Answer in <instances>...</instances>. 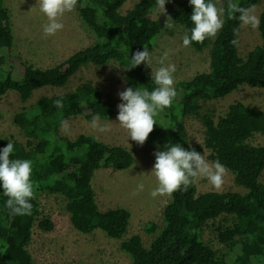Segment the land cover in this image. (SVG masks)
<instances>
[{"label":"trees","instance_id":"obj_1","mask_svg":"<svg viewBox=\"0 0 264 264\" xmlns=\"http://www.w3.org/2000/svg\"><path fill=\"white\" fill-rule=\"evenodd\" d=\"M261 0H236L242 7L256 6ZM126 0H78L82 20L97 39L76 51L62 63L41 69L28 62L13 66L10 57L14 37L9 10L0 0V103L10 91L18 93L23 102L34 92L45 87H64L87 65L103 67L115 62L127 66V54L152 46L160 35L168 33L165 21L150 18L155 11V0H139L125 14L121 8ZM228 0L224 2V26L215 39L190 45L196 51L209 47V70L188 81H180L175 88L177 96L172 105L158 119L163 128L154 124L146 141H166L192 146L184 119L200 117L205 126L204 146L210 151V161L219 160L235 176L240 192H197L196 183L187 190L171 194V201L163 211V227L149 224L146 230L156 237L146 247L141 236L123 240L121 250L133 264H264V145L249 141L256 134L264 135V110L243 102L231 104L228 111L216 117L202 114L204 102L229 96L242 86L264 90V8L258 26L261 44L240 55L241 26L227 18ZM189 4L174 9L170 16L175 23L190 27ZM234 29L238 34L234 36ZM238 39V45L231 41ZM125 69V68H124ZM126 87L151 89V73L143 63L125 69ZM62 98L63 108L53 106V100ZM93 114L110 119L114 103L105 100L101 90L92 81L79 85L73 92L41 97L34 106L14 117V123L24 131L27 143L14 142V156L33 161L32 179L35 197L31 201V215L9 218L0 196V264H34L28 246L37 225L51 231L54 223L40 219L38 196L42 192L59 194L67 200V209L75 229L84 234L102 231L113 239H123L128 231L131 213L125 208L102 211L96 202L93 178L99 169L126 170L135 158L122 146H109L93 135L81 134L74 139L60 135V121L84 116L91 121ZM8 140L0 138V147ZM193 147V146H192ZM201 152L199 147H193ZM222 215H233L232 227L219 231V239L228 246L218 256L203 241L206 223Z\"/></svg>","mask_w":264,"mask_h":264},{"label":"rangeland","instance_id":"obj_2","mask_svg":"<svg viewBox=\"0 0 264 264\" xmlns=\"http://www.w3.org/2000/svg\"><path fill=\"white\" fill-rule=\"evenodd\" d=\"M139 0H126L121 8L125 14ZM225 0H216L219 8L224 9ZM36 0H4V5L9 10L14 46L10 61L17 67L21 62H28L37 68L46 69L54 67L76 51L91 45L97 36L82 20L78 6L71 13H65L62 17L64 29L55 36L43 37L41 25L45 23L43 14L35 5ZM188 4V0H169L165 4L166 14L174 9L182 8ZM78 5V3H77ZM264 8V0H261L252 8L254 14L260 19ZM155 11L150 18L165 21L166 16ZM223 18V17H222ZM175 30H170L159 36L157 41L149 47L153 56L158 58L165 50L169 51L168 62L175 64V84L180 81H188L195 75L209 70V47L202 51H196L193 47H184L181 38L184 27L175 23ZM216 37V36H215ZM214 38H210L212 41ZM262 42L258 27L252 29L248 26L241 27L239 51L245 56ZM158 67L153 60V69ZM150 73L151 68L149 67ZM125 69L115 62L98 67L87 65L82 68L64 87H45L34 92L32 98L23 102L15 91L8 92L0 103V138L27 143L28 138L24 131L14 123L16 114L24 109L34 106L43 96H53L73 92L79 85L92 81L97 86L105 100L114 103V114L110 119H101L100 123L112 121L111 131L99 132L91 128L90 122L84 116L72 117L67 120L68 131L60 129V135L68 139H74L81 134L93 135L98 140L109 146H122L132 153L135 158L133 166L126 170H114L112 168L99 169L95 172L92 184L96 194V202L102 211L115 208H125L131 213L128 231L123 239H113L104 232L98 230L91 234L79 232L71 223L70 213L67 209V200L48 191L38 196L40 204V219H50L54 223L51 231H44L37 225L34 228L33 239L28 250L33 257L34 264H133L131 258L121 250L123 240L133 235L141 236L143 243L148 247L156 237V233H149L146 228L154 224L158 228L163 227V211L171 201V195L150 196L155 187V178L150 175L154 163L153 152L156 146L162 147L160 141L148 142L143 145L129 139L126 132L115 124L117 104L119 103L118 91L126 88ZM243 102L246 105L257 106L264 110V90L242 86L229 96L204 102L202 114L214 113L216 117L223 116L231 104ZM185 127L193 147H199L202 155L209 161L210 151L204 146L205 126L200 117L188 116L184 119ZM252 145H264V135L256 134L249 141ZM138 182L144 183L143 191H138ZM264 182V174L262 176ZM197 192H240L247 190L235 182L234 174L226 168L224 183L220 189H214L206 180L196 181ZM136 193L133 195V193ZM236 222L233 215H222L206 223L203 230V241L208 244L218 256L224 255L228 246L219 239L221 229L232 227Z\"/></svg>","mask_w":264,"mask_h":264},{"label":"clouds","instance_id":"obj_3","mask_svg":"<svg viewBox=\"0 0 264 264\" xmlns=\"http://www.w3.org/2000/svg\"><path fill=\"white\" fill-rule=\"evenodd\" d=\"M167 2L169 0H155V9L158 17L162 14L166 16L163 27L175 30V20L166 14ZM77 3L78 0H36L35 5L46 21L41 25L42 36L47 38L62 31L64 29L62 17L65 13H71ZM188 4L191 7L188 17L191 26L186 27L182 35L181 43L184 47L214 38L224 26L222 17L225 9L219 8L216 0H188ZM226 11L227 18L236 20L241 27L256 29L259 26V18L252 8L242 7L236 0H228ZM237 34L238 30L234 29V36ZM231 43L237 46L238 39L234 38ZM154 59L158 64L155 69ZM168 60V50L158 58L154 57L147 47L136 50L130 58L128 52L127 66L123 68L132 69L141 63L150 67L153 86L151 89L140 85L130 86L117 93L119 103L114 123L126 132L127 141L131 139L143 145L154 124L163 127L158 117L172 105L177 96L174 87L176 66ZM53 106L62 109L64 106L62 98L53 100ZM100 120V115L93 114L91 128L99 132L111 131L113 122L101 124ZM60 126L65 132L68 131L66 120H61ZM7 140L6 146L0 147V196L5 198L3 208L7 210L9 218L31 215L33 208L31 201L35 197L33 161L29 158L15 157L14 142L11 139ZM153 155L155 159L150 175L155 178V187L149 193L153 198L171 195L177 190H187L198 179L206 180L214 189H220L224 183L225 166L218 159L209 162L190 144L185 148L178 142L166 141L162 147L156 146ZM136 189L143 191L144 183L138 182ZM135 194L134 192L133 195Z\"/></svg>","mask_w":264,"mask_h":264}]
</instances>
